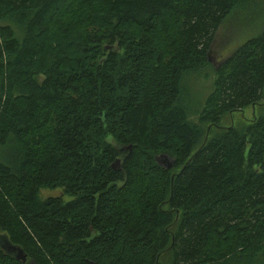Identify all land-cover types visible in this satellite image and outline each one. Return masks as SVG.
I'll use <instances>...</instances> for the list:
<instances>
[{
	"label": "trees",
	"instance_id": "obj_1",
	"mask_svg": "<svg viewBox=\"0 0 264 264\" xmlns=\"http://www.w3.org/2000/svg\"><path fill=\"white\" fill-rule=\"evenodd\" d=\"M255 1L0 0V234L25 264H264V117L202 143L185 87ZM215 76L199 124L260 104L264 27Z\"/></svg>",
	"mask_w": 264,
	"mask_h": 264
},
{
	"label": "rangeland",
	"instance_id": "obj_2",
	"mask_svg": "<svg viewBox=\"0 0 264 264\" xmlns=\"http://www.w3.org/2000/svg\"><path fill=\"white\" fill-rule=\"evenodd\" d=\"M82 23V22H81ZM83 24V23H82ZM85 25L79 26L81 32ZM264 27V2L256 0L245 12L235 11L218 30L213 46L209 53V66L199 73L188 75L185 79L187 96L192 107L189 109L188 121L197 126L202 132V143L212 140L220 129H235L244 132L247 127L264 117V99L255 107H248L241 112L227 114L221 118L217 126L199 124V115L202 112L206 99L214 90L216 81L215 70L248 39L258 35ZM77 29V28H76ZM16 30V29H15ZM108 142L112 143L111 138ZM171 162L172 160L169 159ZM41 200L62 198L65 203L72 200L63 194L62 189L41 190Z\"/></svg>",
	"mask_w": 264,
	"mask_h": 264
},
{
	"label": "water",
	"instance_id": "obj_3",
	"mask_svg": "<svg viewBox=\"0 0 264 264\" xmlns=\"http://www.w3.org/2000/svg\"><path fill=\"white\" fill-rule=\"evenodd\" d=\"M107 50L110 49V47L106 48ZM156 162L159 166H161L164 169H171L173 166V162L169 161V158L166 156H160L156 159ZM120 162L119 160L116 162V165H118ZM0 248L1 250L9 255L12 256L16 261L21 262L22 264L26 263V256L24 255L23 251L14 245H12L9 240L4 236L0 234Z\"/></svg>",
	"mask_w": 264,
	"mask_h": 264
}]
</instances>
